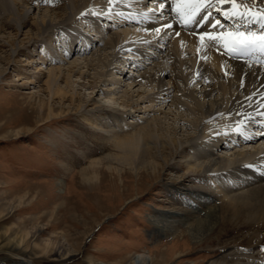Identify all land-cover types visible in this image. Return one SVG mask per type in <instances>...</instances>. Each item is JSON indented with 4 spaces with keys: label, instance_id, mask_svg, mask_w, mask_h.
<instances>
[{
    "label": "rangeland",
    "instance_id": "rangeland-1",
    "mask_svg": "<svg viewBox=\"0 0 264 264\" xmlns=\"http://www.w3.org/2000/svg\"><path fill=\"white\" fill-rule=\"evenodd\" d=\"M15 2L19 13L24 8L29 11L19 33L6 24L8 16L0 15V264H130L137 253L151 255L152 264H264V222L260 226H243L240 221L227 218L215 224L203 241L192 239L183 223L175 234L158 233L163 217L172 216L169 213L177 209L193 210L192 206L198 204L199 196L188 194V188L195 187V180L199 179L201 186L209 181L184 176L185 181L177 183L182 171L167 169L166 165L156 169V176H150L148 169L133 175L128 165L117 160L121 152L81 118L92 108L96 115L108 112L106 122L121 120L118 131L130 130L138 122L155 125L157 120L164 136L184 141L188 135L180 125L173 124L176 111L162 110L159 97L152 98L149 88L139 85L129 91L131 96L122 97L141 102L139 110L125 111L124 118L118 116L122 112L119 102L108 95L112 91L103 95L100 88L117 80L119 85L113 86L122 95L129 83L124 78L139 69L126 61L118 69L110 62L107 68L91 67L89 78H78L73 92L60 79L58 85L66 92L65 97L48 99L44 85L47 74L44 69L36 72L38 66L49 68L53 62L61 67L65 78L70 64L82 55L77 49L71 55L67 53L58 32L36 34L31 21L42 13L39 8L44 5L29 0ZM238 2L243 10L264 11V0ZM113 17L128 23L129 35L139 27L125 12L117 11ZM113 25L116 28L117 24ZM74 26L73 33L83 30ZM123 26L117 28L122 30ZM250 34L251 40H257L264 31L261 35ZM93 46L89 47L92 54ZM117 58L122 60L123 55L117 54ZM93 78L99 82L94 88L88 87L87 81ZM148 95L153 100L151 108L149 102L144 103ZM143 111L146 113L141 117ZM180 119L185 118L177 114ZM205 129L207 137L224 140L229 128L223 124ZM107 153L115 155L95 168L101 171L98 179L81 181V170L93 169L89 161L103 159ZM184 155L180 152L174 157L180 160Z\"/></svg>",
    "mask_w": 264,
    "mask_h": 264
},
{
    "label": "bare ground",
    "instance_id": "bare-ground-1",
    "mask_svg": "<svg viewBox=\"0 0 264 264\" xmlns=\"http://www.w3.org/2000/svg\"><path fill=\"white\" fill-rule=\"evenodd\" d=\"M29 1L44 5V9L38 7L42 13L31 21L36 34L60 33L62 48L70 55L77 49L82 55L70 64L73 69H67L65 78L61 67L53 62L49 68L38 66L36 72L44 69L47 74L44 85L48 99L65 97L66 92L58 85L60 79L73 92L78 78H89L91 67L107 68L110 62L118 69L126 61L139 69L124 78L129 83L122 95L115 92L117 86L113 85L120 83L117 80L100 88L103 95L112 91L108 95L119 102L122 113L118 116L124 118L125 111L139 110L141 102L122 100L131 96L129 91H135L139 85L148 87L154 94L152 98L159 97L157 102L162 110L176 111L173 124L180 125L188 135L184 141L164 136L157 120L155 125L138 122L130 128L132 131H118L121 120L106 122L110 117L108 112L96 115L92 108L81 118L114 150L121 152L117 160L128 165L133 175L148 169L150 176H156V169L166 165L167 169L182 171L177 183H183L184 176H199L209 181L205 185L201 180V186L200 180H195V187L188 188V194H197L201 203L192 206L193 210L177 209L169 213L172 216L163 217L158 233L175 234L183 223L192 239L203 241L215 224L227 218L240 221L243 226H260L264 222V34L261 35L264 11L243 10L238 0ZM224 3L229 7H221ZM28 11L29 8H24L19 13L15 0H0V15L8 16L6 24L15 27L17 33L26 25ZM117 11L137 21L139 27L133 34L127 33V22L121 23L117 15L113 17ZM52 15L55 18L49 17ZM75 24L83 30L73 33ZM119 25H124L122 30L117 28ZM252 32L261 36L251 40ZM117 54L123 55V59L117 58ZM98 80L93 78L86 84L94 88ZM149 96L144 103L149 102L151 108L153 100ZM177 114L186 120H177ZM223 124L229 128L224 140L207 137L206 127ZM180 152L185 155L176 160L174 155ZM112 155L115 153H107L103 159H91L88 165L93 169L81 170V181L98 179L101 171L95 168L102 161L111 160ZM214 201H218L217 205ZM175 222H178L176 227ZM152 261L151 255L137 253L130 264H152Z\"/></svg>",
    "mask_w": 264,
    "mask_h": 264
}]
</instances>
